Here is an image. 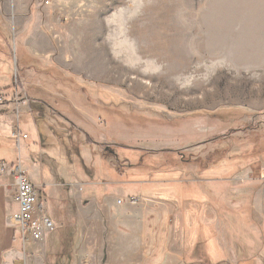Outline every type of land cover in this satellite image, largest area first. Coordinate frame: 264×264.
<instances>
[{"label":"rangeland","instance_id":"374dc122","mask_svg":"<svg viewBox=\"0 0 264 264\" xmlns=\"http://www.w3.org/2000/svg\"><path fill=\"white\" fill-rule=\"evenodd\" d=\"M0 15L9 29L8 49L15 51L30 27L25 34L37 32L44 46L52 41L65 65L78 58L92 76L93 101L65 81L54 87L62 74L35 72L34 65L19 67L14 79L22 88L14 94L17 103L38 92L37 84L52 83L50 90L68 95L78 109L71 118L80 120L81 133L47 131L50 137L42 135L35 146L32 130V151H23L24 159L51 174L43 197L53 222H72L64 207L68 193L86 207L106 197L138 205L177 201L180 192L214 207L219 194L208 184L226 182L232 193L251 183L244 176L232 185L245 169L264 166V159L253 158L264 154V0H0ZM19 154L15 149L10 160ZM184 203L178 201L179 210ZM238 223L246 228L245 239H238L248 245L238 264H264L259 223L253 217ZM202 225L208 230L197 231L200 224L188 232L192 252L209 260L206 248L213 253L210 243L218 237L222 243L224 234ZM71 234V228L57 231L59 242L48 246L46 260L32 251L29 264L106 263L99 235L75 245ZM85 246L92 254L81 255Z\"/></svg>","mask_w":264,"mask_h":264},{"label":"crops","instance_id":"0c3cea01","mask_svg":"<svg viewBox=\"0 0 264 264\" xmlns=\"http://www.w3.org/2000/svg\"><path fill=\"white\" fill-rule=\"evenodd\" d=\"M0 16V96L6 97L5 103L0 104V169L2 165L9 167L5 173L0 172V264H29V257H32L29 256V253L32 251L39 254L38 258L42 259L41 261H45L48 246L59 242L60 236H57L56 232L66 228L72 229L71 236L75 245L85 239L90 241L94 234L99 235L103 259L106 256L105 264H195L186 261L187 254L193 249L188 229L200 224L216 229L218 236H220V231H223L222 243L219 237L215 238L217 250L228 253L230 264H238V256L244 254L240 253V250L247 248L248 245L237 243L236 218L232 214L224 215L223 218L226 217L230 220L222 221L215 206L213 207L212 204L202 205V203L194 201H185L183 208L179 210L178 199L177 201L149 199L144 204L138 205L132 202L123 204L115 198L106 197L101 205L90 204V207H86L81 203L74 204L73 198L68 193L64 207L71 209L72 222L64 225L61 221L56 220V231L42 243L30 242L24 245L21 242L15 223L11 220L12 215L18 210L15 202L16 184L11 174L12 167L21 165L28 178L43 193L47 184L49 185L47 181L52 182L53 179L50 177L51 174L49 175L44 171V168L31 161L27 155L25 159L23 158V151L26 150L29 153L32 151V145L29 142L30 134L35 131L38 140L36 139L33 144L36 146L38 141L40 143L42 140V135H48L47 131L50 133L52 130L60 129L65 134L75 135L72 132L73 129L79 133L81 130L76 123H80V120L71 118L72 115H75L74 111L78 110L75 104L68 95L59 94L56 88L50 90L52 83L45 84L47 83L45 80L44 84L47 85V88L49 87L48 89L43 84H37L38 92H32L26 98L27 102L13 101L14 94L22 90V88L18 89V81L14 83V79H17V69L20 72L22 70L19 68L18 57L23 56L26 62L32 60L37 67L52 69V71L62 74L63 79L59 82L53 80L54 87L63 86L61 81H65L72 88L74 87V92L81 94L82 89L87 90L88 98L93 101L92 76L86 74V71L81 68L78 58L65 65L60 60L62 51L55 48L52 41L44 46L43 40L45 39L39 37L40 34L37 32L32 33L33 35L29 37L31 35L30 27L24 29L25 32L28 29V33L25 34L23 31L19 36L17 46H15L17 49L15 51L8 49L9 29L5 26L4 17ZM26 25H31V22H27ZM18 48L22 52L21 54H18ZM33 70L36 72L35 69ZM13 73H15L14 76ZM84 74L87 78L83 76ZM82 85L86 86L82 87ZM21 116L24 117L23 120H21ZM18 132L23 136L27 135L25 146H22L24 139L18 138ZM48 136L50 137V135ZM87 137L89 139L90 135L88 134ZM15 149L20 152L19 157H15L16 162L10 160ZM249 173L254 177L248 176ZM244 176H247L246 178L251 183H242L243 187H239L240 189H232V193L237 197L227 200L226 206L232 210H240L242 216L253 217L254 221L259 223L258 231L264 232V182L262 183L264 181V166L248 167L239 180L231 181L232 185H240ZM73 182L77 183V180L73 178ZM258 185L260 186L258 187ZM90 212L92 213L90 214ZM95 228H97V232ZM253 228L256 229V226L254 225ZM231 233L233 239L231 237V241H229ZM82 252L81 255L92 254V250L88 246H85ZM247 253L252 255V253ZM247 253L245 252L246 255H248ZM75 256L77 255H74L76 261Z\"/></svg>","mask_w":264,"mask_h":264},{"label":"built area","instance_id":"2783aa9c","mask_svg":"<svg viewBox=\"0 0 264 264\" xmlns=\"http://www.w3.org/2000/svg\"><path fill=\"white\" fill-rule=\"evenodd\" d=\"M0 104L2 97L0 96ZM19 139L27 138V135L17 134ZM7 165H2L0 172L8 171ZM11 174L15 179L16 191L15 202L18 210L12 215L17 233L24 245L27 243H42L57 229L46 212V200L43 193L28 178L21 165L12 167Z\"/></svg>","mask_w":264,"mask_h":264},{"label":"trees","instance_id":"16d2710c","mask_svg":"<svg viewBox=\"0 0 264 264\" xmlns=\"http://www.w3.org/2000/svg\"><path fill=\"white\" fill-rule=\"evenodd\" d=\"M18 63H19V67L22 68V67H32L34 64H33V61L32 60H29L26 62L25 58H23V56L21 57H18ZM33 67H35L34 69L37 71H44L45 73H50L52 71V69H45L43 67H37L36 65H34ZM60 77H62V75H60ZM63 78V77H62ZM61 79V78H60ZM263 151V150H262ZM260 151V152H262ZM257 153L255 155V159H264V154L263 152L262 153ZM114 156H116L114 154ZM249 160H253V159H247L246 158V161H244L245 163H254L252 161H249ZM249 161V162H247ZM257 163V162H255ZM133 166V165H132ZM212 171V170H211ZM205 172H210V171H205ZM214 172V170H213ZM209 185H213L215 186L216 190H217V193L219 194V198L217 199H214V201H212L211 203H213V205L215 206L217 212H218V215L220 218H223L222 216L224 215H229V214H232L236 219L237 221L235 222V231H236V234L237 236H239V234H243V238H244V235H245V225L242 223V225H240V223H238V220H243L244 217L246 216H242L240 214V210H232V209H228L227 206H226V201L229 200V199H235L236 196H234L231 192L228 193L230 191V187L228 185V183L226 182H214L212 184H208L207 186ZM184 189V187H182ZM185 191V190H184ZM177 193V192H176ZM180 196H176V199H178V201H181V202H185L186 199H190V200H193V201H197L198 203L201 202V199L199 200L198 198H195V197H186L185 194H182V192L179 193ZM225 218V217H224ZM243 222V221H242ZM237 225H239L240 227H238ZM241 227H244V231L239 230V228ZM194 229V228H193ZM208 230L206 227L204 229L203 225L201 226H198V230ZM210 230V229H209ZM196 232V231H194ZM216 235V233H214ZM215 237V236H213ZM245 239V238H244ZM243 239V240H244ZM215 238H213V243H210L211 245V248L213 250V253L208 251L209 248L207 247L206 248V252L207 254H209V260H205V259H202L201 257H197V254H195V252H192L194 250H192L190 253L187 254V258H186V261H188L189 263L190 262H193L195 264H230V260H229V256H228V253L227 252H221L219 250H217V246H216V243H215ZM237 243H240V240L237 238ZM214 247V249H213ZM197 250V248H194ZM240 258L243 256V255H239Z\"/></svg>","mask_w":264,"mask_h":264},{"label":"bare ground","instance_id":"6f19581e","mask_svg":"<svg viewBox=\"0 0 264 264\" xmlns=\"http://www.w3.org/2000/svg\"><path fill=\"white\" fill-rule=\"evenodd\" d=\"M248 11V10H247ZM251 49V48H250Z\"/></svg>","mask_w":264,"mask_h":264}]
</instances>
